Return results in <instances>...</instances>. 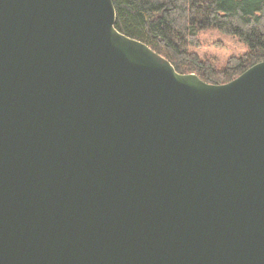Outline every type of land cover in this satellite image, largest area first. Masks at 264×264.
<instances>
[{
	"label": "water",
	"instance_id": "95a60500",
	"mask_svg": "<svg viewBox=\"0 0 264 264\" xmlns=\"http://www.w3.org/2000/svg\"><path fill=\"white\" fill-rule=\"evenodd\" d=\"M0 264H264V61L209 84L112 0H0Z\"/></svg>",
	"mask_w": 264,
	"mask_h": 264
},
{
	"label": "trees",
	"instance_id": "16d2710c",
	"mask_svg": "<svg viewBox=\"0 0 264 264\" xmlns=\"http://www.w3.org/2000/svg\"><path fill=\"white\" fill-rule=\"evenodd\" d=\"M115 28L168 60L178 73L225 84L264 61V0H112ZM216 30L246 45L219 67L202 58L199 35Z\"/></svg>",
	"mask_w": 264,
	"mask_h": 264
},
{
	"label": "rangeland",
	"instance_id": "374dc122",
	"mask_svg": "<svg viewBox=\"0 0 264 264\" xmlns=\"http://www.w3.org/2000/svg\"><path fill=\"white\" fill-rule=\"evenodd\" d=\"M199 40L198 54L219 67L223 66L231 56L243 54L247 49L246 45L237 38L216 30L201 32Z\"/></svg>",
	"mask_w": 264,
	"mask_h": 264
}]
</instances>
